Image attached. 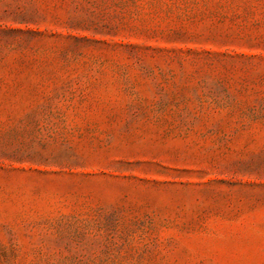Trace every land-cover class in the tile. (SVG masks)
I'll use <instances>...</instances> for the list:
<instances>
[{"label": "rangeland", "instance_id": "374dc122", "mask_svg": "<svg viewBox=\"0 0 264 264\" xmlns=\"http://www.w3.org/2000/svg\"><path fill=\"white\" fill-rule=\"evenodd\" d=\"M0 264H264V0H0Z\"/></svg>", "mask_w": 264, "mask_h": 264}]
</instances>
